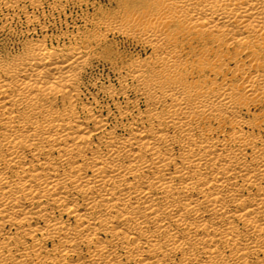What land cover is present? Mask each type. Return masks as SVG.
Segmentation results:
<instances>
[{"label":"bare ground","instance_id":"bare-ground-1","mask_svg":"<svg viewBox=\"0 0 264 264\" xmlns=\"http://www.w3.org/2000/svg\"><path fill=\"white\" fill-rule=\"evenodd\" d=\"M111 2L0 56V264H264V0ZM96 55L116 113L84 100Z\"/></svg>","mask_w":264,"mask_h":264},{"label":"rangeland","instance_id":"rangeland-1","mask_svg":"<svg viewBox=\"0 0 264 264\" xmlns=\"http://www.w3.org/2000/svg\"><path fill=\"white\" fill-rule=\"evenodd\" d=\"M113 10L117 7L111 0H0V56L5 61H12L23 57L30 45L70 49L83 44L85 33L94 27L101 14H111ZM108 40V45L114 52L122 54L125 61L137 56H151L150 50L120 34H110ZM99 53L101 48L98 47L100 56ZM98 55L95 56L98 59H92L87 66L89 71L85 69L83 72L81 90L85 94L84 100L89 103L97 101L105 107L110 105L108 109L116 113L118 101L126 106L124 98L119 96L115 102L104 93L110 88L121 90L115 61H106Z\"/></svg>","mask_w":264,"mask_h":264}]
</instances>
